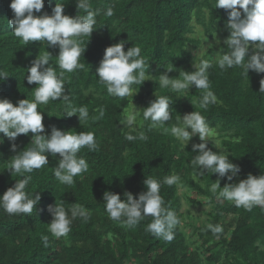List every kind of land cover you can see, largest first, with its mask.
Wrapping results in <instances>:
<instances>
[{"label": "trees", "instance_id": "trees-1", "mask_svg": "<svg viewBox=\"0 0 264 264\" xmlns=\"http://www.w3.org/2000/svg\"><path fill=\"white\" fill-rule=\"evenodd\" d=\"M57 2L64 3L63 15L75 17L85 15L77 9L76 0H44V7L35 16L51 15ZM11 0H0V71L9 77L0 81V99H8L14 106L20 100H34L35 83L28 84L27 69L45 50L53 57L49 63L57 74L61 71L56 63L58 47H45L40 42H23L12 34L8 21L14 18L9 7ZM91 10L96 13V28L88 38L81 63L85 68L74 73H65V95L63 99L39 105L43 116L44 132L50 136L55 127L61 131L93 132L99 150L89 152L82 149L78 154L86 159L89 170L75 177L69 187L62 185L53 175V168L60 159L48 155V165L35 170L26 188L27 192H39L40 200L31 215H9L0 208V264H264V210L259 206L248 211L236 207L232 202L217 199L210 191L212 182L220 179V187L239 183L249 174H264V93L260 92V81L264 73L249 70L247 77L240 68L225 71L216 65V58L228 51L224 41L230 35L226 28L228 10L215 7V0H90ZM238 8V6H237ZM111 9L112 15L107 12ZM241 18H244L243 10ZM199 27L208 38L219 36L220 43L212 52L213 67L209 69L211 91L221 103L200 109L198 103L203 92L194 87L188 93H175L170 88L159 86V75L166 68L170 78H181L179 71L193 72V52L199 42L190 36ZM127 41L124 51L132 46L141 48V56L149 61L148 72L152 80L138 88L132 97L123 100L110 96L106 87L99 82L96 69L99 67L107 47ZM193 51V52H192ZM251 52V48H250ZM156 94V95H155ZM156 96H169L172 120L166 122L169 129H152L150 121H143V109ZM184 96V97H181ZM132 101V102H131ZM196 102L191 104V102ZM132 104L140 110L142 127L133 135L144 132L147 141H128L125 136L130 129L123 125L125 111ZM87 106L89 120L79 123L78 117L66 116L71 107ZM104 109L100 117L99 109ZM193 111L205 116L217 149L211 141L207 147L213 152L221 149L230 154L229 159L240 169L228 181L218 174L196 176L192 163L198 153L192 151L193 144L201 143L199 136H193L181 149V142L170 133L176 123L177 114L183 117ZM191 131L190 129H188ZM33 134H20L10 141L0 133V195L22 177L10 175L7 168L11 157L18 152L34 147ZM215 143V142H214ZM16 145V152L12 151ZM178 174L185 186L183 189L162 183L160 194L180 219L174 229L171 242L157 238L146 231L152 218L147 217L133 228H126L113 221L105 211L104 192L118 194L125 200V193L133 198L147 191L143 181L154 178L163 181L165 177ZM197 207H209V223L222 224L224 231L216 238L204 226L190 228L188 236L183 234L186 225L182 221V198ZM194 194L195 198H190ZM64 202L70 209L73 204L84 206L90 212V219L73 221L67 237L56 239L48 231L52 217L49 206ZM49 238L47 246L41 236ZM259 242V243H258Z\"/></svg>", "mask_w": 264, "mask_h": 264}, {"label": "clouds", "instance_id": "clouds-1", "mask_svg": "<svg viewBox=\"0 0 264 264\" xmlns=\"http://www.w3.org/2000/svg\"><path fill=\"white\" fill-rule=\"evenodd\" d=\"M76 6L77 9L83 10L85 15H76L74 18L63 15L62 2L56 3L51 15L40 16H35L34 11L41 12L44 0H11L9 5L14 13V18L8 21L13 29L12 34L24 45L40 42L45 47H58L56 63L61 70L57 74L55 67L49 63L53 57L45 50L32 62V66L27 69L28 75L24 77L28 84L38 85L35 88L34 100L23 99L14 106L8 99H0V133L10 141H14L18 135H27L31 132L33 134L31 141L34 145L11 157L10 166L7 168L11 176L15 174L22 177L15 180V184L0 195V208L9 215L32 214L40 200V194L35 192L34 195V192H27L26 188L32 179L30 174L48 165V155L55 157L59 154L60 159L53 168V175L60 184L71 187L75 183V177L82 176L89 170L86 159L78 154L82 149H87L89 152L99 150L95 133L90 131L77 133L71 130L61 131L53 127L50 136L42 135L43 116L37 110L39 105H47L50 101L63 99L67 102L65 73H74L85 68V63H81L80 60L86 43L81 38L86 37L87 42L89 41L91 33L96 28V13L91 10L90 0H76ZM237 6L243 10L244 18H241V11ZM215 7L228 10L226 28L230 33L224 41L228 51L216 58V65L222 71L240 68L246 77L249 70L258 74L264 73V0H215ZM107 15H112L111 9L108 10ZM125 43L127 41L107 47L96 69L99 82L106 87L107 93L121 100L126 97L133 98L139 88L134 89L133 85L140 86L144 81L152 80L150 78L152 75L148 72L149 61L141 56V48L132 46L124 51ZM208 47L211 48L212 45ZM193 67L195 71L191 73L179 71L182 79L170 78L167 73L173 71V67L166 68V72L159 75V86L170 88L178 94H186L193 87L201 90L203 96L198 107L203 110H207L210 105L221 103L211 91L209 69L213 67L212 61L200 59ZM7 77L8 74L0 71V81ZM260 92L264 93V79L260 81ZM172 101L169 96H156V99L143 109V121H150L149 131L152 129L169 131L166 122L172 120V110L169 107ZM195 103L191 102L192 105ZM98 111L100 117H103L104 109ZM65 115L68 117L76 115L80 124L86 123L89 120V109L87 106L71 107ZM139 117L140 110L135 109L133 104L132 108L124 113L121 123L130 129L125 136L128 141L148 140L144 132H139L138 135L131 134L137 127L143 126ZM170 133L181 142V149L193 136H199L201 143L192 145V151L198 153L192 161L196 166L194 179L215 173L220 178L232 181L239 173V167L229 159L230 154L222 149L218 153L208 149L211 130L201 112L193 111L183 117L177 114L176 123L171 127ZM211 142L214 147L220 149L218 142ZM0 143H3L2 138ZM11 148L16 152L15 144H12ZM143 183L147 191L140 193L135 199L127 192L123 201L118 194L104 192L105 211L111 220L120 222L126 228H133L147 217H151L152 221L147 225L146 231L157 238L171 242L175 236L174 229L180 224V219L170 206L166 205L160 192L162 183L183 189L185 186L181 182V177L172 174L165 177L162 182L154 178H146ZM210 191L217 199L232 202L238 208L242 207L250 211L253 207L259 206L264 210V174L259 176L249 174L239 183L225 184L222 188L220 179H217L212 182ZM48 211L52 217L51 222L48 223V231L56 239L67 237L73 221L78 217L85 222L90 219V212L84 206L73 204L66 210L63 201L59 204L55 202L54 206L48 207ZM206 228L216 238H219L224 231L222 224L209 223ZM41 240L47 246L48 236L42 235Z\"/></svg>", "mask_w": 264, "mask_h": 264}, {"label": "rangeland", "instance_id": "rangeland-1", "mask_svg": "<svg viewBox=\"0 0 264 264\" xmlns=\"http://www.w3.org/2000/svg\"><path fill=\"white\" fill-rule=\"evenodd\" d=\"M190 37L199 42L197 50L195 52L192 51L193 52V65L198 64L200 59H209L210 61H212L213 57H212L211 51L215 50V48L220 43L219 36L214 35L212 39L208 38L207 36L203 34L202 30L199 27H195ZM204 37H205V40H203ZM217 41H219V43H217ZM209 45H212V47L209 48L208 47ZM135 109L138 110L137 107ZM214 142H217L216 138L214 139ZM179 194L182 198V209H181L182 221L186 225V229L183 230V234L185 236H188L190 233V228L198 227V226L206 227L209 224V218H208L209 207L191 206L186 201V199L183 198L185 197L183 196L185 192H179ZM187 195H190L189 196L190 198H195L194 194L189 193Z\"/></svg>", "mask_w": 264, "mask_h": 264}]
</instances>
